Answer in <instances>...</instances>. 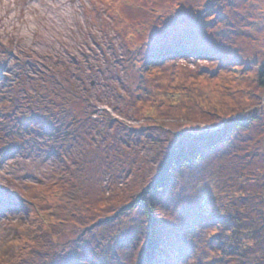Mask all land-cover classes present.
Here are the masks:
<instances>
[{"label": "rangeland", "instance_id": "rangeland-1", "mask_svg": "<svg viewBox=\"0 0 264 264\" xmlns=\"http://www.w3.org/2000/svg\"><path fill=\"white\" fill-rule=\"evenodd\" d=\"M257 65L264 0H0V264H138L150 221L133 202L181 135L228 123L158 197L145 262L264 264V236L213 256L223 225L205 221L245 202L264 223Z\"/></svg>", "mask_w": 264, "mask_h": 264}, {"label": "trees", "instance_id": "trees-1", "mask_svg": "<svg viewBox=\"0 0 264 264\" xmlns=\"http://www.w3.org/2000/svg\"><path fill=\"white\" fill-rule=\"evenodd\" d=\"M259 64L262 63L259 62ZM258 70H260L258 84L264 88V65L259 66ZM44 81L47 83L48 80ZM54 93V91H45L42 96L48 99L45 111L48 112L50 110L53 115L56 114L55 99L57 95ZM42 97L39 95V98ZM53 103H55V106H53ZM65 109H67V106H64V108L61 109V112L68 113ZM234 126H237V124L229 125L228 123L216 130H209L199 134H183L162 157L158 165L159 172L155 179L151 180L148 186L140 192L138 200H135L132 204L134 207H136V204H140L147 213V220L150 221L148 223L149 232L147 241L142 249L145 259L140 257L142 260L139 259L138 264H149V262L145 261L150 259L152 252H154L157 249L158 244L161 243L158 234V221L159 217L161 218L162 216L158 212L157 199L169 187L175 171L177 169L194 165L203 158L207 149H213L221 142H226L227 137L231 130H233ZM244 203L243 205L241 203L239 205L238 203L240 208H236L235 210L240 211L239 213L236 211L233 212V207L229 203L224 205L226 206V211H224V213L218 215L215 213H209V215H207L205 221H207L208 224L212 225L213 223L223 225L222 230L215 235L212 240L210 239L211 242L208 241L213 256L216 255L217 252L221 253L223 256H230L231 260L233 259L237 262L236 259L241 257L240 255L244 250H249V252L254 250L257 246L254 241L258 239L259 236H264V223L259 225L258 222H253V216L250 215L249 210H246L247 207L244 206ZM205 210L206 209L204 208V211ZM261 221L264 222V216ZM238 263L242 264L244 262L241 260V262Z\"/></svg>", "mask_w": 264, "mask_h": 264}, {"label": "snow or ice", "instance_id": "snow-or-ice-1", "mask_svg": "<svg viewBox=\"0 0 264 264\" xmlns=\"http://www.w3.org/2000/svg\"><path fill=\"white\" fill-rule=\"evenodd\" d=\"M3 196V193H0V197H2Z\"/></svg>", "mask_w": 264, "mask_h": 264}]
</instances>
